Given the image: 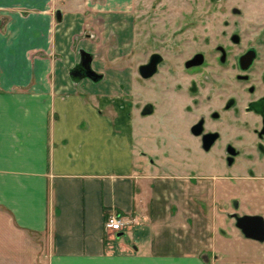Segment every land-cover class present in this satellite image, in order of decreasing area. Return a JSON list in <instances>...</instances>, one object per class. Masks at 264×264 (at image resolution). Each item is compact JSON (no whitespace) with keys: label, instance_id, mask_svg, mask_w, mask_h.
<instances>
[{"label":"crops","instance_id":"crops-1","mask_svg":"<svg viewBox=\"0 0 264 264\" xmlns=\"http://www.w3.org/2000/svg\"><path fill=\"white\" fill-rule=\"evenodd\" d=\"M129 7L0 0V264H264V238L244 236L210 203L245 194V181L264 205L263 173L220 177L203 153L175 162L157 145L151 158L136 140L155 134L143 122L152 115L131 123L118 108L116 123L115 78L68 74L84 45L74 37L85 24L100 35L92 15ZM110 210L134 220L107 232Z\"/></svg>","mask_w":264,"mask_h":264},{"label":"flooded vegetation","instance_id":"flooded-vegetation-1","mask_svg":"<svg viewBox=\"0 0 264 264\" xmlns=\"http://www.w3.org/2000/svg\"><path fill=\"white\" fill-rule=\"evenodd\" d=\"M181 32L173 37L175 59L145 52L136 67L141 95L126 100L139 103V113L151 106L144 116L152 115L148 129L161 155L186 163L203 153L220 177L264 174V43L238 44L242 34L220 31L215 43L193 44ZM151 59L155 68L148 74L141 65Z\"/></svg>","mask_w":264,"mask_h":264},{"label":"rangeland","instance_id":"rangeland-1","mask_svg":"<svg viewBox=\"0 0 264 264\" xmlns=\"http://www.w3.org/2000/svg\"><path fill=\"white\" fill-rule=\"evenodd\" d=\"M91 18L98 23L97 30L100 31V35L94 34L90 25L85 24L82 35L74 37V46L76 48L81 43L87 45L84 38L90 33V38L100 41L99 51L89 50L93 47L90 42L87 47L79 45L82 47L77 51L75 49L70 55L71 63L78 55L79 57L74 65L68 67V74L91 76L90 70H93L99 74V78L107 75L115 78L116 94L124 97L123 101L121 97L115 103L116 123L123 121L124 117L119 113L123 109L131 123L134 122L132 119L134 114L139 112V103L127 101L126 97L141 95L139 89L141 78L136 72V67L145 59V52L158 50L161 54L166 53L164 59H175L173 54L177 50V45L173 37L177 31H185L178 37L188 38L193 44L202 38L210 39V44L215 43L214 37H218L220 31L242 34L243 40L238 41V44L245 42L250 44L255 41L264 43V0H130V7L126 11H116L110 17L93 14ZM160 44L163 46H159ZM232 44L234 47L236 43ZM258 48L263 49L260 46ZM95 54L98 56L97 59H94ZM96 67L101 71H97ZM123 78L125 81L118 83ZM149 92H143L145 95L142 96L146 97V93ZM150 110L151 106L146 105L140 115L144 116V113ZM143 122L147 125L154 124L152 119H144ZM150 133L142 138L143 141H137V136L135 140L138 147L148 150L150 153L148 155L155 158L157 156L155 134ZM237 188L245 194L230 198L212 197L210 203L212 206L220 205L221 212L225 214L229 224L235 223L232 213L256 214L264 220V205L260 202L261 198L248 194L249 183L243 181Z\"/></svg>","mask_w":264,"mask_h":264},{"label":"water","instance_id":"water-1","mask_svg":"<svg viewBox=\"0 0 264 264\" xmlns=\"http://www.w3.org/2000/svg\"><path fill=\"white\" fill-rule=\"evenodd\" d=\"M155 59H151L147 64L141 65L142 68L148 69V74H150L154 70ZM90 74L92 79H96L99 74L95 73V71L90 70ZM96 75V76H95ZM235 226H237L241 233L246 236L256 240H262L264 238V223L263 219L260 215H251V214H241L235 215Z\"/></svg>","mask_w":264,"mask_h":264},{"label":"built area","instance_id":"built-area-1","mask_svg":"<svg viewBox=\"0 0 264 264\" xmlns=\"http://www.w3.org/2000/svg\"><path fill=\"white\" fill-rule=\"evenodd\" d=\"M133 220L134 219L119 211L110 210L107 212L104 220V228L107 232L120 231L124 229V227L128 226Z\"/></svg>","mask_w":264,"mask_h":264}]
</instances>
